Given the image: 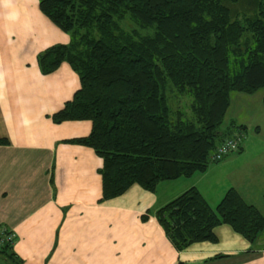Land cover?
<instances>
[{
  "label": "trees",
  "instance_id": "1",
  "mask_svg": "<svg viewBox=\"0 0 264 264\" xmlns=\"http://www.w3.org/2000/svg\"><path fill=\"white\" fill-rule=\"evenodd\" d=\"M39 8L69 35L38 55L41 71L65 61L80 79L52 120L91 121L70 142L102 159L105 199L204 173L215 146L243 131L221 128L231 94L264 89V0H39ZM171 87L191 96L190 117L174 112ZM154 214L178 251L216 241L220 224L251 244L264 231V214L233 187L212 207L192 186ZM11 247L0 253L16 263Z\"/></svg>",
  "mask_w": 264,
  "mask_h": 264
},
{
  "label": "crops",
  "instance_id": "2",
  "mask_svg": "<svg viewBox=\"0 0 264 264\" xmlns=\"http://www.w3.org/2000/svg\"><path fill=\"white\" fill-rule=\"evenodd\" d=\"M68 42L39 0H0V227L13 231L17 260L0 253V264H264V231L251 244L220 224L216 241L178 251L154 214L192 186L212 207L233 187L264 214V139L251 140L263 133L264 93L256 103V93L231 97L221 128L243 127L238 152L204 173L160 182L154 192L133 184L105 199L102 159L70 142L87 136L91 121L52 120L80 88L79 76L65 61L46 74L38 64L40 53ZM238 107L252 119L238 120Z\"/></svg>",
  "mask_w": 264,
  "mask_h": 264
},
{
  "label": "rangeland",
  "instance_id": "3",
  "mask_svg": "<svg viewBox=\"0 0 264 264\" xmlns=\"http://www.w3.org/2000/svg\"><path fill=\"white\" fill-rule=\"evenodd\" d=\"M128 25L130 26L131 24H128ZM263 93H264V89L259 90L258 93L256 92L255 96H253L252 99L253 100H255V99L257 100L258 97L260 99V97H261L260 95L263 94ZM232 95H235V97H237L239 95L241 97H250L247 94H244V93H236V92L235 93H232L231 94V97H232ZM169 98H170V103L172 105V108H173L174 112H178V113L181 112V113H183L184 114V118L190 117L191 112H190V108L189 107H190L192 98H191L190 95H188V93H182V94H180V93L176 92V90L174 88L171 87V89L169 91ZM256 100H255L254 103H256ZM241 101L244 102L243 100H241ZM241 101H238V104H240ZM258 106L260 107V103H258ZM236 114H237L238 120H251L252 117H253L252 115H250V112L249 111L243 110V109H241L239 107H238V113H236ZM228 120H229V116L225 117L224 118V121H223V123H222L221 126L226 125L229 122ZM247 128H248V133H251V134L254 133V130H253L252 126L250 127L249 125H247ZM262 132L263 133H261L260 136H257V137L256 136H253L251 138V140L252 141L254 140L255 142H261L264 139V127H263V131ZM245 136H246V134H245ZM233 153H235V152H233ZM239 177L240 176H238V177L234 176V178H236L237 181H238ZM9 231L11 233L13 232L11 230H9ZM12 234H14V233H12ZM14 240H15V235H14V239H13L12 245L14 243Z\"/></svg>",
  "mask_w": 264,
  "mask_h": 264
},
{
  "label": "built area",
  "instance_id": "4",
  "mask_svg": "<svg viewBox=\"0 0 264 264\" xmlns=\"http://www.w3.org/2000/svg\"><path fill=\"white\" fill-rule=\"evenodd\" d=\"M243 138L244 133L242 130H234L230 137L225 138L215 146L213 152L209 155V160L212 163L218 162L228 154L238 151L241 148ZM12 233L5 227L0 228V247L4 244L12 245L14 239Z\"/></svg>",
  "mask_w": 264,
  "mask_h": 264
},
{
  "label": "bare ground",
  "instance_id": "5",
  "mask_svg": "<svg viewBox=\"0 0 264 264\" xmlns=\"http://www.w3.org/2000/svg\"><path fill=\"white\" fill-rule=\"evenodd\" d=\"M5 247V246H4ZM3 249V248H2Z\"/></svg>",
  "mask_w": 264,
  "mask_h": 264
}]
</instances>
